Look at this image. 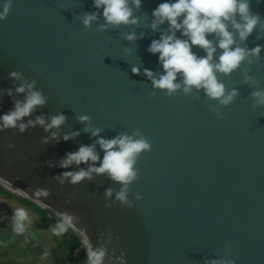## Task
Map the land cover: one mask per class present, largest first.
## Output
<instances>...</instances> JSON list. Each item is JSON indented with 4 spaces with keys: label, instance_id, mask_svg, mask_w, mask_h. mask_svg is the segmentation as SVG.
I'll return each mask as SVG.
<instances>
[{
    "label": "water",
    "instance_id": "obj_1",
    "mask_svg": "<svg viewBox=\"0 0 264 264\" xmlns=\"http://www.w3.org/2000/svg\"><path fill=\"white\" fill-rule=\"evenodd\" d=\"M162 2L142 0L133 10L137 24L102 30V9L93 0H13L8 17L0 20V90L11 88L13 96L0 99V114L24 100L16 87L35 81L46 103L23 122L43 116L50 123L61 113L66 121L47 132L38 124L23 133L18 127L0 130V185L67 223L90 264H205L209 259L264 264V105L253 107L251 96L264 90V27L257 26L244 42L236 37L240 47L261 46L259 58L230 75L217 73L226 92L238 90L231 104L220 105L202 89L169 97L144 75V69L157 78L163 73L159 54L147 51L168 33L167 23L151 28L152 11ZM251 11L264 24V0H251ZM92 12L99 18L86 28L82 17ZM128 33L138 39L127 41ZM192 50L206 55L197 46ZM133 67L140 69L138 75ZM13 71L20 80L9 77ZM245 74L256 83H246ZM81 115L91 120L81 123ZM86 124L102 129L106 139L139 130L150 141L151 150L135 165L138 178L129 185L127 203L116 199L122 185L107 174L76 185L54 178L87 168L58 166L66 153L95 143L97 138L84 131ZM76 131L80 135L63 140ZM52 132L59 133V142ZM96 150L102 158L99 145ZM109 188L112 197L105 196ZM40 190L49 195H39Z\"/></svg>",
    "mask_w": 264,
    "mask_h": 264
},
{
    "label": "clouds",
    "instance_id": "obj_2",
    "mask_svg": "<svg viewBox=\"0 0 264 264\" xmlns=\"http://www.w3.org/2000/svg\"><path fill=\"white\" fill-rule=\"evenodd\" d=\"M142 0H93V6L100 10L105 23L100 25L102 30L120 25H135L138 18L133 15V10L141 7ZM13 6V0H3L0 3V20L8 17ZM151 28L156 30L159 26L167 23L168 33L161 34L159 39L151 42L147 51L151 54H159L158 61L162 66L163 73L157 78L155 74L144 69V75L152 81L155 89L165 90L166 95L171 97L179 90L189 95L193 90L204 91L206 97L218 101L222 106H228L238 95V90L226 92L225 85L218 80L217 73L230 75L237 70L243 62L252 63V58H259L261 46L249 49L240 47L252 34L257 26L264 27L259 13L251 11V0H163L152 11ZM98 12H92L82 17L83 25L88 28L93 21L98 20ZM231 25V29L229 27ZM234 29L235 31H232ZM179 32L186 39L177 36ZM214 36L215 39H209ZM124 38L129 42L138 39L135 33L125 34ZM139 38H143L141 33ZM193 46L203 49L205 56H198L193 52ZM221 50L217 58V50ZM134 74H139L140 69L132 68ZM179 76V79H178ZM13 80H20L21 74L13 71L9 73ZM245 82L256 81L245 74ZM35 81H25L15 88L18 94H24L23 101H14V107L7 113L0 114V130L7 128H19L23 133L28 127L37 124L44 127L45 131L53 128L59 129L66 121V116L61 113L51 117L50 123H46L43 116H38L34 121L24 123L25 117L38 107L46 103V97L35 90ZM4 95L13 96V89L0 90V99ZM155 96L156 93H150ZM253 107L264 105V90L251 93ZM217 118L223 119V114L213 108ZM81 123L89 122L91 117L81 115L78 117ZM85 132H91L96 141L90 145H81L77 151L68 152L59 162V167L69 169L73 164L80 166L86 164L87 168H79L78 171H64L54 178L63 184L65 181L76 185L85 179L91 180L93 174L107 176L113 181L119 182L122 187L115 193L116 199L127 203L129 185L138 178V170L135 168L138 158L144 152L151 150L150 141L137 130L133 135L122 134L111 139L100 135L102 129L92 128L86 124ZM80 135L79 131L65 134L64 141H68ZM59 133L52 132V139L58 141ZM138 137V138H137ZM44 143H48L45 138ZM99 145L103 151L101 158L96 150ZM99 162V164H97ZM51 166V165H50ZM39 195L47 196V190H40ZM113 189L105 190L106 197H112ZM141 197L137 195V199ZM230 248V245H227ZM123 264V262H122ZM205 264H234L232 259H209Z\"/></svg>",
    "mask_w": 264,
    "mask_h": 264
},
{
    "label": "rangeland",
    "instance_id": "obj_3",
    "mask_svg": "<svg viewBox=\"0 0 264 264\" xmlns=\"http://www.w3.org/2000/svg\"><path fill=\"white\" fill-rule=\"evenodd\" d=\"M46 224L17 202L0 196V233L18 245L16 251L0 247V264H67L59 234Z\"/></svg>",
    "mask_w": 264,
    "mask_h": 264
},
{
    "label": "trees",
    "instance_id": "obj_4",
    "mask_svg": "<svg viewBox=\"0 0 264 264\" xmlns=\"http://www.w3.org/2000/svg\"><path fill=\"white\" fill-rule=\"evenodd\" d=\"M0 196L11 199L17 202L21 206L25 207L30 213H32L39 220L45 222L48 229L52 232L59 234V243L61 244L62 251L65 255L67 264H90L86 250L83 247L81 240L69 227V225L63 222L60 218L53 216L48 218L47 211L34 202L17 196L10 191L6 190L0 185ZM6 246L9 250H18V245L7 235L0 233V247ZM21 251L22 250L21 248Z\"/></svg>",
    "mask_w": 264,
    "mask_h": 264
}]
</instances>
